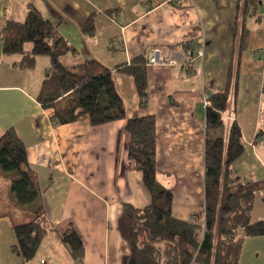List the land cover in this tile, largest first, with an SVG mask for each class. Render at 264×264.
<instances>
[{"label":"crops","instance_id":"0c3cea01","mask_svg":"<svg viewBox=\"0 0 264 264\" xmlns=\"http://www.w3.org/2000/svg\"><path fill=\"white\" fill-rule=\"evenodd\" d=\"M30 4L74 49L61 56L64 65L100 61L113 71L127 118L154 116L157 180L171 190L175 219L203 211V101L211 93L228 87L233 94L224 116L239 124L243 153L231 164V173L252 179L259 170L264 173V131L258 126L264 110V12L247 25V49L237 60L238 0H0V30L6 21H24ZM89 16L94 30L112 26L103 48L97 29L82 30ZM185 42V48L177 46ZM156 46H164L173 63L146 65L147 104L140 107L132 77L115 67L140 54L147 58ZM19 63L20 55L2 53L0 37V137L13 128L25 145L31 169L46 186L43 209L57 231L25 262L11 250L16 243L11 219L0 216V264H69L59 235L71 230L83 240V264H123L129 252L123 204L143 208L151 202L141 172L125 168L126 120L92 125L87 114H80L71 123H55L53 108L42 107L36 98L48 57L36 56L32 68ZM124 81L127 93L121 88ZM0 201L21 214L7 188ZM255 205L251 219H264V209L253 216ZM243 250L257 260L264 256V235L246 238Z\"/></svg>","mask_w":264,"mask_h":264},{"label":"trees","instance_id":"16d2710c","mask_svg":"<svg viewBox=\"0 0 264 264\" xmlns=\"http://www.w3.org/2000/svg\"><path fill=\"white\" fill-rule=\"evenodd\" d=\"M262 10L264 0H238L237 60L247 49L249 29L245 20L249 17L259 20ZM82 30L94 32L91 16ZM0 37L2 53L20 55L21 67L32 68L36 56L48 57L49 65L36 98L42 107L53 108L55 123H71L80 114H87L92 125L126 120L124 129L129 135V145L125 168L141 172L151 202L143 208L123 204L129 242L123 264H240L245 239L264 235V219H251L264 180L231 173V164L243 153V145L239 124L235 120L228 123L224 116L233 95L228 87L206 98L203 211L179 220L171 213V190L157 180L155 118L153 115L127 118L113 71L96 59L64 65L61 56L74 49L32 4L28 5L24 21L5 22ZM26 42L31 43L30 49H25ZM188 44L177 46L185 48ZM146 61V56L140 54L115 67L132 77L140 107L147 104ZM5 188L23 209L16 215L0 201V216H9L16 237L11 250L19 252L23 261H30L44 238L57 230L41 203L46 186L38 182L27 161L25 145L13 128L0 137V200ZM59 239L67 250L69 264H83L84 244L80 234L75 230L63 231Z\"/></svg>","mask_w":264,"mask_h":264},{"label":"rangeland","instance_id":"374dc122","mask_svg":"<svg viewBox=\"0 0 264 264\" xmlns=\"http://www.w3.org/2000/svg\"><path fill=\"white\" fill-rule=\"evenodd\" d=\"M262 12H264V10H262ZM245 21H246V23H245L246 26L247 25H252L250 23L254 21V18L253 17H249ZM247 28H249V27L247 26ZM96 29H95L96 30V36L98 38V43H99V46H100L99 48H103V46L105 45V41H104L105 37H106V33L105 32L110 34V32L112 31V26L111 25H104L103 27L99 26ZM95 30H94V32H95ZM86 33H88V32H86ZM107 45H109V46L112 45V42H111L110 39L107 40ZM24 47H25V49H30L31 48V43L30 42H26L24 44ZM92 47L94 48L93 45H92ZM39 67H40V65H39V61H38L36 66H35V71H37L38 73H39ZM130 79L132 81V78H130ZM121 86H122L121 88H125V92L127 93L128 90H129L128 82L127 81L126 82L125 81L121 82ZM258 126H259L260 130L264 131V110H263L262 115L259 116V124H258ZM258 173L260 175H255L254 179L255 178H261L264 175V173H262L260 170L258 171ZM262 180H264V178ZM259 195H261V197ZM257 196L258 197H256L257 198L256 199V205L254 204L256 210H255V213H254L253 216L258 214V212H262V210L264 209V200H263V198H264V189L261 190L260 192H258ZM254 258H255L254 256L248 255L246 252L244 253V250H242V254H241V257H240V264H257L258 262H259L258 264H260V260L261 259L264 260L263 254H260L258 260L254 259ZM263 264H264V261H263Z\"/></svg>","mask_w":264,"mask_h":264},{"label":"built area","instance_id":"2783aa9c","mask_svg":"<svg viewBox=\"0 0 264 264\" xmlns=\"http://www.w3.org/2000/svg\"><path fill=\"white\" fill-rule=\"evenodd\" d=\"M166 48L164 46H156L148 51L146 65H166L172 64L173 60L167 59V54L165 53ZM201 53V50H199ZM207 105L206 99L203 101V107Z\"/></svg>","mask_w":264,"mask_h":264}]
</instances>
